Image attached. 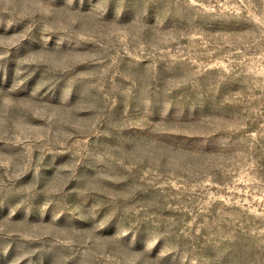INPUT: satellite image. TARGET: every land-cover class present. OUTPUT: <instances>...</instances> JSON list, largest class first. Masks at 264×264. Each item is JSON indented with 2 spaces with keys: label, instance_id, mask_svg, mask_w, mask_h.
<instances>
[{
  "label": "rangeland",
  "instance_id": "rangeland-1",
  "mask_svg": "<svg viewBox=\"0 0 264 264\" xmlns=\"http://www.w3.org/2000/svg\"><path fill=\"white\" fill-rule=\"evenodd\" d=\"M0 264H264V0H0Z\"/></svg>",
  "mask_w": 264,
  "mask_h": 264
}]
</instances>
